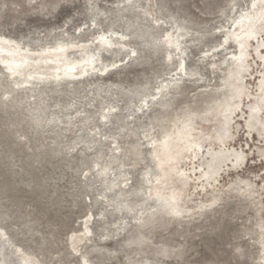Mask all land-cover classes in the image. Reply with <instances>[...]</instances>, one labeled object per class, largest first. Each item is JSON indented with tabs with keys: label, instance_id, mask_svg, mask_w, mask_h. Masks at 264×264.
<instances>
[{
	"label": "rangeland",
	"instance_id": "374dc122",
	"mask_svg": "<svg viewBox=\"0 0 264 264\" xmlns=\"http://www.w3.org/2000/svg\"><path fill=\"white\" fill-rule=\"evenodd\" d=\"M206 262L264 264V0H0V264Z\"/></svg>",
	"mask_w": 264,
	"mask_h": 264
},
{
	"label": "bare ground",
	"instance_id": "6f19581e",
	"mask_svg": "<svg viewBox=\"0 0 264 264\" xmlns=\"http://www.w3.org/2000/svg\"><path fill=\"white\" fill-rule=\"evenodd\" d=\"M45 59H48V62L49 63H52V64H54L57 60L59 61V59L60 58H58V56L57 55H54V56H50V57H44ZM57 61V62H58ZM55 64H57V63H55ZM50 66V65H49ZM177 88H180V86L179 85H177L176 86ZM220 92V91H219ZM182 93L180 92V91H178L174 96H176V95H181ZM227 95H228V93L225 91V90H223V91H221L219 94H216V91H214L213 92V97L215 98V97H219L221 100H223L224 98H227ZM174 96H169V97H167L166 98V102L165 103H163V104H161V110L162 111H164V112H166V111H168V107H170V104H171V101L173 100L172 98L174 97ZM161 111V112H162ZM157 119V118H156ZM167 120H169V118L167 117L166 118ZM132 147H134V146H132ZM129 151H130V153L132 154V156H133V163L134 164H137L138 162H139V160H140V156H139V153L138 152H136V151H134V149L133 148H129ZM128 151V152H129ZM106 154V153H105ZM107 155V154H106ZM119 155V154H118ZM102 156V155H101ZM105 156V155H104ZM120 158V157H119ZM143 159V158H142ZM104 160V159H103ZM118 160V158H117V156H115V155H111L109 158H108V162H107V164L106 165H104V167H102L101 169H100V171L97 173V177H99L100 178V181H98V182H101V185L102 184H104L105 186H108L107 188H106V191L107 190H114V191H116V188H117V182H116V180H117V174L114 176V177H112V178H109V176H108V173H109V169H110V167L112 166V164L113 163H116V161ZM141 161H143V160H141ZM121 163H122V161H121ZM122 165V164H121ZM138 165V164H137ZM114 167V166H113ZM117 168L119 167V166H116ZM100 168V167H99ZM96 170V169H95ZM120 170V169H119ZM117 173H120L119 175L121 176L122 175V177L124 176V174H123V172H121V171H119V172H117ZM94 176V175H93ZM122 179V178H121ZM90 182V181H89ZM90 184V183H89ZM92 185V184H91ZM102 189V188H101ZM105 189V188H104ZM139 191L140 190H136L135 191V193H134V196L135 197H133V198H137L139 195H138V193H139ZM110 192V191H109ZM119 194H118V192L116 191L115 193H113V198H112V201H111V204L114 206V208L117 210V212L118 211H120L121 210V207H122V203H121V201L119 200V196H118ZM138 200H139V198H138ZM171 252V251H170ZM172 252H174V251H172ZM174 255L176 256V258H178V259H181L182 258V256H181V252L179 251H176V252H174ZM236 255V254H235ZM204 264H216V263H213V262H206V263H204Z\"/></svg>",
	"mask_w": 264,
	"mask_h": 264
}]
</instances>
